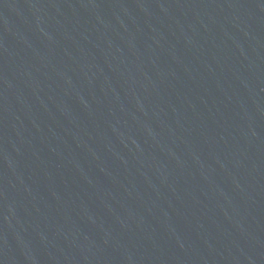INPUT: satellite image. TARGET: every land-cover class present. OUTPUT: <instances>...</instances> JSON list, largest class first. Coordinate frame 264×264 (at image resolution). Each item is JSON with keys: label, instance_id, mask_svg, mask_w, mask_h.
<instances>
[{"label": "water", "instance_id": "obj_1", "mask_svg": "<svg viewBox=\"0 0 264 264\" xmlns=\"http://www.w3.org/2000/svg\"><path fill=\"white\" fill-rule=\"evenodd\" d=\"M0 264H264V0H0Z\"/></svg>", "mask_w": 264, "mask_h": 264}]
</instances>
